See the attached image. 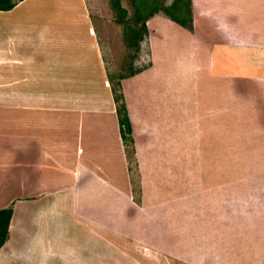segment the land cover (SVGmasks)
I'll return each instance as SVG.
<instances>
[{
  "label": "crops",
  "instance_id": "obj_1",
  "mask_svg": "<svg viewBox=\"0 0 264 264\" xmlns=\"http://www.w3.org/2000/svg\"><path fill=\"white\" fill-rule=\"evenodd\" d=\"M193 7V30L162 12L147 21L140 52L145 43L149 63L121 80L138 179L97 31L2 20L3 93H18L4 104L17 109L3 116L4 153L18 143L19 185L34 193L0 200L15 208L0 264H210L200 231L187 226L202 218L187 212L201 198L189 190L201 189L204 174L212 182L219 167L229 171L220 159L236 152L262 156L247 171L264 172V0ZM27 207L40 223L34 255L15 247ZM64 221L85 243L63 231L51 240L46 227Z\"/></svg>",
  "mask_w": 264,
  "mask_h": 264
},
{
  "label": "rangeland",
  "instance_id": "obj_2",
  "mask_svg": "<svg viewBox=\"0 0 264 264\" xmlns=\"http://www.w3.org/2000/svg\"><path fill=\"white\" fill-rule=\"evenodd\" d=\"M158 2V7H160L161 4L170 5L172 0H158ZM19 4L11 11L0 12L1 24L2 20L5 22L8 19L22 20L23 17L24 21H37L41 24L50 23L63 26L77 24L86 29L92 26L99 34L106 56L108 76H111L113 80L112 86L116 85L121 75L129 74L131 69L143 67L149 63L145 43L141 52L135 51L137 57L132 61L134 51L127 43L125 25L118 21L117 13L112 7V0H24ZM122 4L128 11L127 20L134 23L136 8L132 1L122 0ZM145 39L146 35L143 40ZM188 49L190 48H186V52ZM130 62L133 67L130 66ZM3 83L0 72V200H17V197L29 196L34 193V190L24 191L20 188V180H25L21 172L26 165L19 161L18 143L9 149L10 156L4 153L6 147L3 145V116L10 109L17 111L14 108L7 109L8 107L4 104L6 101L17 102L18 93H3ZM244 154L246 156H243ZM247 154L244 152L241 155V152H236L234 157L221 158L220 163L229 165L230 170L225 171L219 167V172L212 173V182L210 173L204 174V180L198 178V184L203 185L201 189L189 190L191 195L197 192L196 196L201 198L194 200L195 205L189 204L191 200H187L189 201L187 212L194 211L202 218L196 223L188 220L187 226L188 228L194 226L200 231L198 240H201L203 252H205L202 254L209 256L210 264H264V172L247 171L254 168L253 165L262 163L260 159L262 156L257 157L250 154L247 156ZM130 155L133 175L137 178L135 156L131 153ZM30 175L33 179L28 176V180L34 182L39 174L32 171ZM139 193L140 189L136 187V195L139 196ZM17 209L20 211L19 202L16 205ZM21 220L24 223L23 232L16 236L15 247L17 251L24 250L34 255L36 250L34 234L40 229V223L37 216L29 212L28 207L24 215L21 214ZM68 223L64 221V225L58 230L46 227L45 232L51 231L48 236L52 241H57L59 239L57 232L63 231L65 234L78 236L81 243H85L83 242L84 233L70 229ZM53 226L56 227L54 224ZM205 246H207L206 249ZM208 248L220 252H214L210 256L207 252ZM54 262H56L55 259ZM11 264H24V261L20 262L18 257V260H12ZM166 264L182 263L171 260Z\"/></svg>",
  "mask_w": 264,
  "mask_h": 264
},
{
  "label": "trees",
  "instance_id": "obj_3",
  "mask_svg": "<svg viewBox=\"0 0 264 264\" xmlns=\"http://www.w3.org/2000/svg\"><path fill=\"white\" fill-rule=\"evenodd\" d=\"M22 1L24 0H0V11H10ZM131 1L133 6L136 8L134 23L127 20L128 11L123 6L122 0H112V7L117 13L118 21L125 25V38L130 49L134 51V57L132 61L135 59V57H137L135 56V51H137V53L140 51V43L144 39V36L148 33L147 21L155 14L162 12L180 25L190 30H193L194 28L193 0H172L170 5L161 4L160 7H158V0ZM130 66L133 67L132 62H130ZM133 73H135V69H131L129 74L121 75L117 79L115 83L116 85L112 86L114 99L116 102V110L119 118L120 132L124 144L126 145V150L129 157L131 156L130 153L132 155L135 153V142L133 137L132 123L130 120L125 95L122 90L121 80L126 75H131ZM112 81V77L110 76V82ZM14 209L15 208L13 204L0 209V249L10 237L9 228L14 215Z\"/></svg>",
  "mask_w": 264,
  "mask_h": 264
}]
</instances>
